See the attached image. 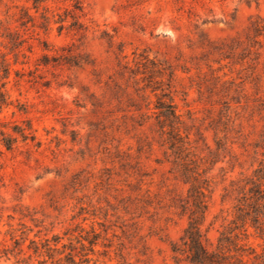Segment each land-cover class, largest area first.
<instances>
[{
  "label": "rangeland",
  "instance_id": "obj_1",
  "mask_svg": "<svg viewBox=\"0 0 264 264\" xmlns=\"http://www.w3.org/2000/svg\"><path fill=\"white\" fill-rule=\"evenodd\" d=\"M22 5L31 8L24 0H0V24L22 31L15 22ZM45 5L65 17L76 2ZM79 5L84 13L79 21L88 28L83 38L67 28L59 32L54 21L44 33L37 27L38 13L36 27L25 34L32 47L24 48L28 64L13 65L24 71L9 77L11 105L0 120H30L42 146L30 158L22 144L0 157L3 218L17 193L54 233L77 236L79 223L89 238L97 233L89 264H190L175 259L170 249L187 227V217L173 206L186 196L187 185L160 146L154 103L164 92L173 98L190 139H203L197 143L201 157L209 158L220 141L222 161L209 172L212 192L202 228L215 242L232 216L233 201H222L223 188L250 175L263 159L264 40L253 61L252 54L233 49L229 38L243 37L251 15L264 17V1L258 8L239 0H79ZM224 39L222 51H209L210 42ZM44 53L52 56L49 64L38 66ZM69 56L80 64L65 63ZM7 58L13 64V56ZM141 114L147 117L142 127Z\"/></svg>",
  "mask_w": 264,
  "mask_h": 264
},
{
  "label": "trees",
  "instance_id": "obj_2",
  "mask_svg": "<svg viewBox=\"0 0 264 264\" xmlns=\"http://www.w3.org/2000/svg\"><path fill=\"white\" fill-rule=\"evenodd\" d=\"M25 4H31V8L22 5L19 16L15 19L19 29L3 27L0 24V46L4 45L6 52H0V112L11 105L6 85L12 73L20 76L23 69L17 70L13 65L28 64V55L24 48L32 51L28 38L25 37L29 26L36 27V14L42 22L39 24L44 33L49 32L51 21L59 24L58 31L64 28L75 31L84 37L87 26L79 21L84 16L79 5H76L72 14L63 17L53 14L45 5L47 0H24ZM248 7L258 8L264 0H239ZM30 9L35 14L30 13ZM72 21L65 26L67 17ZM58 17L57 20H54ZM2 29V30H1ZM233 43V49H241L240 55L245 52L252 54L253 61L260 58L259 49L264 40V17L258 13L249 17L248 24L242 35L229 38ZM228 40L210 42L209 51H222ZM44 50L48 45H43ZM124 50L120 44L119 52ZM13 56V64L7 58ZM52 56L44 53L38 66L48 65ZM22 58L23 60H19ZM65 63L72 66L80 64L76 56H69ZM154 91V90H153ZM153 116L156 121V133L159 137L160 146L166 148L167 161L172 164V171L187 185V193L184 198L173 201V206L180 215L187 217V227L178 242H170V249L179 260L184 257L190 264H264V154L263 159L250 175L231 180L228 186L223 188L222 201H233L232 216L221 226L215 242L209 241L203 231L209 209L210 194L213 180L209 176L212 167L222 161L219 150L222 148L220 141L215 140L216 150L210 151L209 158L201 157L198 153L197 143L201 137L190 139V129L187 128L181 115L176 111L173 98L168 93H162L157 97ZM138 125L145 124V114L139 115ZM30 120L19 124L16 121L0 120V157L5 153H14L19 150V145L24 147L27 158L33 151H38L42 143L37 138ZM199 135V134H196ZM142 141L139 138L138 143ZM143 142V141H142ZM148 147L151 143L147 142ZM141 148H139L140 150ZM138 177L143 175L139 174ZM140 182V179H139ZM15 203L10 207L9 213L4 220L3 208H0V261H12L13 264H89L91 255L96 253L99 236L92 231L89 238L87 231L80 223L75 228L77 236H71L69 231L61 236L53 232V227L47 226L45 220L38 216V211L21 202L19 194L13 195ZM84 232V234H83ZM66 241H64V237Z\"/></svg>",
  "mask_w": 264,
  "mask_h": 264
}]
</instances>
